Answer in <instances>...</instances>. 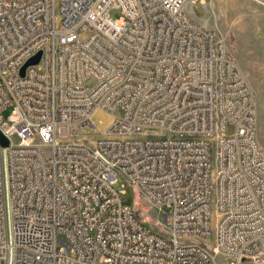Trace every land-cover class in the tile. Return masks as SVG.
I'll list each match as a JSON object with an SVG mask.
<instances>
[{
    "label": "built area",
    "instance_id": "built-area-1",
    "mask_svg": "<svg viewBox=\"0 0 264 264\" xmlns=\"http://www.w3.org/2000/svg\"><path fill=\"white\" fill-rule=\"evenodd\" d=\"M188 1L0 0V264H264L255 90Z\"/></svg>",
    "mask_w": 264,
    "mask_h": 264
},
{
    "label": "rangeland",
    "instance_id": "rangeland-1",
    "mask_svg": "<svg viewBox=\"0 0 264 264\" xmlns=\"http://www.w3.org/2000/svg\"><path fill=\"white\" fill-rule=\"evenodd\" d=\"M189 0L184 10L206 28L213 29L223 40L230 53L238 61L256 94L257 123L256 131L264 148V0ZM111 17H119L120 11L113 8ZM92 81H88V84ZM121 109L114 111L120 115ZM94 122L99 127L111 123V115L103 112L94 114ZM231 128L228 130V132ZM100 136L93 134L92 138ZM125 184L122 194L125 202L140 210V216L155 230L162 231L159 223V211L120 176L117 188ZM163 219V217H160ZM161 219V220H162ZM234 259L227 255H218L216 264H232Z\"/></svg>",
    "mask_w": 264,
    "mask_h": 264
},
{
    "label": "water",
    "instance_id": "water-1",
    "mask_svg": "<svg viewBox=\"0 0 264 264\" xmlns=\"http://www.w3.org/2000/svg\"><path fill=\"white\" fill-rule=\"evenodd\" d=\"M40 53H38L37 56L31 58L26 64L23 65L21 71H22V74H24V71H25V68L27 67V65L29 64H35L39 61L40 59ZM0 142L2 143V145L4 146H7L9 144V140L0 132Z\"/></svg>",
    "mask_w": 264,
    "mask_h": 264
},
{
    "label": "trees",
    "instance_id": "trees-1",
    "mask_svg": "<svg viewBox=\"0 0 264 264\" xmlns=\"http://www.w3.org/2000/svg\"><path fill=\"white\" fill-rule=\"evenodd\" d=\"M135 210H136L137 215L140 216V210L137 207H135Z\"/></svg>",
    "mask_w": 264,
    "mask_h": 264
},
{
    "label": "crops",
    "instance_id": "crops-1",
    "mask_svg": "<svg viewBox=\"0 0 264 264\" xmlns=\"http://www.w3.org/2000/svg\"><path fill=\"white\" fill-rule=\"evenodd\" d=\"M203 3H207L206 0H201Z\"/></svg>",
    "mask_w": 264,
    "mask_h": 264
}]
</instances>
